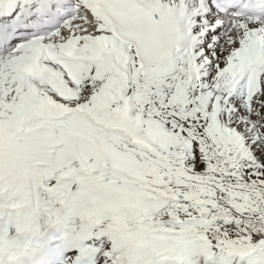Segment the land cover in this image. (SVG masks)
<instances>
[{
    "label": "snow or ice",
    "instance_id": "1",
    "mask_svg": "<svg viewBox=\"0 0 264 264\" xmlns=\"http://www.w3.org/2000/svg\"><path fill=\"white\" fill-rule=\"evenodd\" d=\"M0 264H264V0H0Z\"/></svg>",
    "mask_w": 264,
    "mask_h": 264
}]
</instances>
